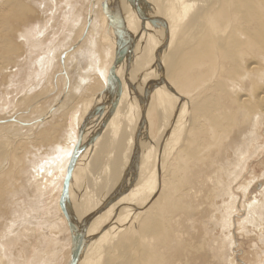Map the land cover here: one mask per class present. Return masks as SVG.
<instances>
[{"label": "bare ground", "instance_id": "bare-ground-1", "mask_svg": "<svg viewBox=\"0 0 264 264\" xmlns=\"http://www.w3.org/2000/svg\"><path fill=\"white\" fill-rule=\"evenodd\" d=\"M262 127L264 0H0V264L264 248Z\"/></svg>", "mask_w": 264, "mask_h": 264}, {"label": "rangeland", "instance_id": "rangeland-1", "mask_svg": "<svg viewBox=\"0 0 264 264\" xmlns=\"http://www.w3.org/2000/svg\"><path fill=\"white\" fill-rule=\"evenodd\" d=\"M262 128H264V127H262ZM261 128V130H262V134H261V137L264 139V136H263V134H264V129H262ZM16 131L19 133V131H20V129L18 128V129H16ZM16 131H9L10 133H12L13 132V134H16ZM9 134V133H8ZM262 141V140H261ZM260 141V142H261ZM264 141H262L261 142V144L262 145H260V147H258V149L260 150L259 151V155L258 156H256L255 157V160L254 161H252L251 160V162L249 163L250 165H249V167H248V170H247V173L245 174V177H246V179H247V181L249 180V178H251L252 176H258V178L256 179V181L257 180H260V182H264V177H262L261 176V174H264V143H263ZM262 148V149H261ZM261 151H262V153H261ZM250 172V173H249ZM253 173V174H252ZM249 176V177H248ZM260 177V178H259ZM254 179V178H253ZM246 181V182H247ZM245 182V183H246ZM262 185V186H261ZM260 186L258 185V186H256L255 187V193L252 195V197L250 198V200H248V201H246V202H244V207L249 203V204H251L252 203V201L251 200H254L255 202H256V200H258V192H261L260 190H262L263 188H264V183L263 184H261ZM261 187V188H260ZM236 188V187H235ZM235 188H234V190H235ZM254 197V198H253ZM240 203H241V200L239 201ZM241 205V204H240ZM245 210H241V209H239V211H240V213H239V215H237L238 216V221L236 222L237 223V227H240L239 225H240V223H239V221H241L242 220V218H244L245 217V214L247 213V211H246V207L244 208ZM241 219V220H240ZM239 223V224H238ZM247 227H248V225H246ZM231 227H235V224H234V226L232 225ZM244 227V226H243ZM244 228V229H248V231L250 230L249 229V227L248 228ZM232 228V229H233ZM239 231V232H238ZM261 231H264V228L262 229V228H260L259 229V231H258V234H260L261 233ZM236 232V235H235V237H233L234 239H232V237H231V240H232V249H233V253H234V255L236 256V258L234 259V261L232 262V264H251V262H252V264H263V262H264V260H263V256L261 255V257H260V255H259V258H261V259H259L258 260V258L256 259V257H257V254H255V253H258V254H261L262 253V251H264V248L262 247V248H260V250H259V247H258V242H255L253 239H252V241H249L250 239V237L251 238H254V235L253 234H250V235H245V234H243V233H241L240 232V229L239 230H236L235 231ZM263 233V232H262ZM234 234V233H233ZM240 234V235H239ZM240 236H242V237H240ZM245 236V237H244ZM249 236V237H248ZM246 237H248V238H246ZM241 243V244H240ZM256 244V245H255ZM254 245L256 246V247H254ZM261 247V246H260ZM257 248V249H256ZM249 255H248V254ZM254 254V255H253ZM252 255H253V257H252ZM248 260V261H247ZM256 261V262H255Z\"/></svg>", "mask_w": 264, "mask_h": 264}, {"label": "water", "instance_id": "water-1", "mask_svg": "<svg viewBox=\"0 0 264 264\" xmlns=\"http://www.w3.org/2000/svg\"><path fill=\"white\" fill-rule=\"evenodd\" d=\"M107 81V83L109 84V83H112V75L109 73L108 74V77H107V79H106ZM105 93V92H104ZM92 116V113L89 115V116H87V119H89V117H91ZM83 123H84V121L80 124V126H79V131H78V137H80L81 135H82V133H83V130H84V126H83ZM70 168L68 169V173H67V175H66V181L67 182H69V180H70ZM65 214H68V212L67 211H65ZM67 217V216H66ZM68 222L69 223H71L70 222V220H68ZM74 231V234L71 236V239H72V250H71V260H72V258H74V248H75V245L77 244V240H78V237H77V235H76V232H75V230H73Z\"/></svg>", "mask_w": 264, "mask_h": 264}]
</instances>
